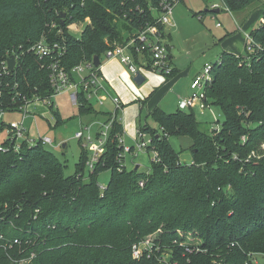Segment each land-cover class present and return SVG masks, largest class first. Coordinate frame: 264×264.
Listing matches in <instances>:
<instances>
[{"label":"trees","instance_id":"16d2710c","mask_svg":"<svg viewBox=\"0 0 264 264\" xmlns=\"http://www.w3.org/2000/svg\"><path fill=\"white\" fill-rule=\"evenodd\" d=\"M221 1L229 11H239L258 0ZM157 6L158 0H0V59L44 36L65 45L61 65L70 72L80 61L101 59L111 41L124 42L152 23ZM258 17L261 21L248 31L255 49L223 51L213 64L205 95L224 114L218 130H202L192 109L166 112L157 105L148 112L155 127L138 124L159 156L147 172L120 168L123 127L117 120L88 177L83 146L75 171L65 175L45 145L23 142L15 152L5 138L0 145L9 147L0 149V264L21 258L30 259L27 264H164L155 255L166 247L177 264H244L249 252L264 253V3ZM78 22L86 25L75 37L68 25ZM41 63L31 54L17 61L10 80L22 94L51 93L49 72ZM174 74L173 69L167 77ZM77 107L81 115L110 118L83 93ZM54 115L56 126L60 115ZM172 135L191 141L193 164L178 161L168 140ZM106 169L110 177L101 190L96 176ZM156 230L160 251L134 259L132 244ZM187 232L202 251L188 253L173 244ZM15 238L18 244L3 247Z\"/></svg>","mask_w":264,"mask_h":264},{"label":"built area","instance_id":"2783aa9c","mask_svg":"<svg viewBox=\"0 0 264 264\" xmlns=\"http://www.w3.org/2000/svg\"><path fill=\"white\" fill-rule=\"evenodd\" d=\"M175 0H158V6L154 9L158 14L155 16V20L152 23H146L139 29H136L129 35L124 42L111 41L108 48L103 53V57L106 59H117L121 62L131 77L135 76L138 72L141 74L145 70H150L163 75L169 76L174 67L171 63L169 56V46L163 41L167 36L165 31V25H173V8L175 6ZM212 9H218L219 5L212 4ZM52 26H54L52 24ZM245 48L248 52H252L255 49L254 43L249 36V33L245 35ZM65 45L57 40L50 41L42 36L39 40L28 44L26 47L19 46L17 52H13L11 56L0 59V117L6 112L19 111L21 113V119L19 121H11L6 125V138L10 140V148L17 152L21 149V145L25 142L31 146L40 142L43 145H52L53 141L46 135H39L37 137H31L28 128L24 125V120L28 117L30 111L28 107L30 104L41 103L47 104L50 107L53 105L52 99L56 96L68 92V99L72 105L78 106L79 94L83 93L88 101L95 100L98 104H103V99L100 96V90L105 89V79L100 72V62L97 66L93 64V61H80L77 63L70 72H67L61 65V59L65 53ZM31 54L42 61L41 67L45 68L49 72V82L51 87V93L45 97H41L38 94H32L27 96L17 90L18 83L14 80L11 82L10 76L14 74V70L17 66V61L23 58L24 55ZM14 57L15 64L13 69L8 66V59ZM99 60H101L99 58ZM212 68L213 64L206 62L202 69L190 80L189 92L181 96L177 101V108L181 110L192 109L197 113H204L205 110H211L213 106L205 95V88L211 83L212 80ZM111 103L113 105V111L110 112V118L107 122L97 121L99 129L97 133H91V128L94 122H90L83 129L77 130L74 133V137L82 140L83 147L89 146L91 151V158L86 161L88 169L92 170L95 164L99 161V157L104 151V145L108 136V131L111 128L112 122L117 120L122 124V111L123 104L119 96L109 95ZM54 114V111H53ZM56 121L53 126H55ZM220 122L214 117V124L212 129L218 130ZM135 146L138 150H151L153 157L151 161H159L157 151L153 147H149L151 143V137L148 133L136 128ZM122 136L118 137V144L120 151L117 153V160L120 163V168L125 167L124 153H129L131 147L124 144ZM30 138H38L37 141ZM96 138L97 142L93 141ZM246 137H241L242 141H245ZM264 149V143L261 145ZM0 149L8 150L9 147L1 146ZM253 155V152L251 153ZM193 164V161L190 163ZM126 168V167H125ZM139 185L142 186L143 182L140 181ZM105 186H100L103 190ZM154 236L142 238L132 244L131 253L134 259H140L143 256L146 258L155 255L156 251H160L159 244L155 241ZM17 238L12 242H6L3 245L4 248H11L14 244H18ZM184 247V251L191 253L192 251H202L199 247V242H192L190 239L183 240L182 242L174 240L173 244ZM248 259L244 264H263L264 253L261 252H249L247 254ZM158 262L164 264H177L176 260L172 259V251L166 247L161 251L159 255H155Z\"/></svg>","mask_w":264,"mask_h":264},{"label":"rangeland","instance_id":"374dc122","mask_svg":"<svg viewBox=\"0 0 264 264\" xmlns=\"http://www.w3.org/2000/svg\"><path fill=\"white\" fill-rule=\"evenodd\" d=\"M263 3L264 0H258L242 10L229 11L221 0L178 1L173 8V25H165L167 36L163 39L169 46L173 63L178 70L186 68L189 73L188 77L190 78L202 69L206 62L216 63L223 51H235L238 54H245V31L243 28L241 30L239 25L241 27L248 25L250 23L248 17L254 13L257 18L261 13ZM212 4L219 5V12L211 11L213 10ZM154 14L157 15L158 13L155 11ZM198 16H201V18ZM85 25V22L71 23L68 25V29L75 37H79ZM146 72L142 74L145 78L144 82L140 85L133 82L131 90L136 98L140 100L142 96L139 92L142 86L147 85L149 91H151L152 87V91L147 95L146 104L141 110L138 109L139 101L127 105L124 112L125 121L123 120V123H127L126 118H134L136 124L141 123L143 125L147 122L151 126H154L155 123L148 117L149 105L152 102H156L167 112H173L177 108L175 98L176 86L165 90L162 88L166 83V78L163 75L153 71ZM52 101L53 105H55L52 107L41 103L30 104L28 110L31 114L24 120V125L28 128L31 137H37L38 134L50 137L53 143L52 145H45V147L63 164L64 174L71 175L75 171V164L79 162L82 143H85L84 139L79 140L75 138L74 133L86 127L90 122H94L91 128L92 135L94 134L93 132L97 133L99 125L95 122L104 121V117L101 115L103 113L93 120L90 119L92 116L81 115L78 107L70 103L67 91L56 96ZM91 103L98 112L107 113L113 111V105L108 101H105L102 105L98 104L95 100H92ZM53 111H58L60 115V121L56 126H53L56 121ZM196 117L200 121V128L204 131H209L213 126L214 117L220 123L224 120L223 112L219 107L214 105L211 106V110L207 109L202 114L196 113ZM20 119L21 113L19 111L6 112L0 117V145L6 138V125L13 120L19 121ZM83 130L85 131L86 129ZM122 135L124 144L131 147L129 153H124L126 169L130 170L138 165L139 172L149 171L153 153L151 150H138L136 148L134 141L137 135L136 129L134 128L130 134L123 131ZM30 139L37 141L38 138ZM168 140L178 154V161L182 164H190L192 162L189 151L191 141L187 137L175 135L169 136ZM93 141L97 142L96 138H93ZM63 144L65 146H62ZM84 150L87 152L88 157L91 158L92 153L89 150V146L84 147ZM89 170L88 168L84 170L85 177H88ZM109 177V169L99 172L96 176L98 185L106 186ZM158 231L149 233L143 236V238L155 236ZM193 235L190 232L185 233L184 236L180 234L183 240L187 241L189 239L196 240ZM29 260L21 258L14 262L16 264H27Z\"/></svg>","mask_w":264,"mask_h":264},{"label":"crops","instance_id":"0c3cea01","mask_svg":"<svg viewBox=\"0 0 264 264\" xmlns=\"http://www.w3.org/2000/svg\"><path fill=\"white\" fill-rule=\"evenodd\" d=\"M248 20H250V23H248V25H246V26L243 25L242 27L239 25V28H241V30L244 29V31H245L244 34L245 35L253 26H255V24L258 21H260L258 16L256 18V14L255 13L250 15L248 17ZM245 35H244V37H245ZM231 52H233L235 54H238L235 51H231ZM169 56H170V59H171V63L173 65V67H174L175 74L172 77H170V78L164 77V78H166V80H165L166 83L163 85L162 88L165 89V90H168L171 87L176 86L177 91H176L175 98H176V107H177L178 99L181 96H184V95H186L189 92L190 80L201 69L196 74H194L192 77L189 78L188 77L189 73H188V70L186 68L182 69V70H178L176 65L173 63V57L171 56L170 51H169ZM99 67H100V72H101V74L103 75V77L105 79V82H104L105 89L103 88V89L100 90V96L103 99V104H104L105 101L106 102L108 101L111 104V100H110V96L109 95H117V96L120 97L123 106H125V107H123V111H122V127H123V131L124 132H129V134H130L133 131L134 128L135 129L137 128L138 124H136V120L134 118L133 119L126 118L127 123H123L125 121L124 112L126 110V107H127V105L132 104L133 102L139 101L138 109L141 110L142 107L145 106V104H146L147 95H149L150 92L152 91V87H151V91H149V88L147 87V85L146 86H142L141 89H140V92H139V94L142 96L141 100L137 99L136 96L132 93L133 91L131 90V87H132L134 81L132 80V77L129 74V72L126 70L125 66L121 62H119V60L114 59V58L106 59V58L102 57L101 60H100ZM146 71H150V70H145L144 72H146ZM146 73H149V72H146ZM156 84L158 85V83H156ZM152 86H153V84H152ZM156 105L161 107L156 102H154V103L152 102L149 105V111L152 109V107H154ZM98 115L97 114L93 115L90 119H92V120L96 119V117H98ZM154 127H155V125H154Z\"/></svg>","mask_w":264,"mask_h":264},{"label":"water","instance_id":"95a60500","mask_svg":"<svg viewBox=\"0 0 264 264\" xmlns=\"http://www.w3.org/2000/svg\"><path fill=\"white\" fill-rule=\"evenodd\" d=\"M212 11H214V12H218L219 10H218V9H214V10H212ZM7 61H8V66H9V68H10V69H13L14 64H15L14 57H10ZM92 61H93V64H94L95 66H97V65L99 64V62H100L99 57H98L97 55L93 56ZM132 80H133L136 84L140 85V84H142V83L144 82L145 78H144V76H143L140 72H138L135 76H133ZM157 136H158V135H157ZM62 146H65V144H63ZM137 168H138V165H136V166L134 167L135 170H136Z\"/></svg>","mask_w":264,"mask_h":264}]
</instances>
